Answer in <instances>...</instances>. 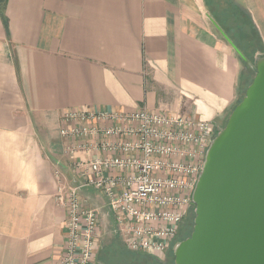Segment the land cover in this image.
<instances>
[{"label":"crops","instance_id":"0c3cea01","mask_svg":"<svg viewBox=\"0 0 264 264\" xmlns=\"http://www.w3.org/2000/svg\"><path fill=\"white\" fill-rule=\"evenodd\" d=\"M230 1L251 18L264 53V0ZM206 3L0 0V264H55L66 218L55 196L58 186L79 184L75 164L138 157L100 149L114 138L63 134L136 123H65L68 112L120 118L146 110L225 126L239 99L243 63L215 35ZM79 196L97 212L98 232L122 246L107 202L89 188Z\"/></svg>","mask_w":264,"mask_h":264},{"label":"built area","instance_id":"2783aa9c","mask_svg":"<svg viewBox=\"0 0 264 264\" xmlns=\"http://www.w3.org/2000/svg\"><path fill=\"white\" fill-rule=\"evenodd\" d=\"M118 119L136 123L132 129L120 127L106 130L70 129L64 135L114 138L100 149L115 150L122 155H138L127 159L112 158L79 161L75 175L80 182L75 187L58 186L56 201L66 211L63 244L55 264H97L99 219L97 212L80 198L82 189L95 190L108 204L122 240L129 252L148 254L158 261L179 231V226L192 207L191 193L201 170L206 149L223 128L215 123L198 122L180 115L151 113L138 110L120 118L106 113L68 112L65 123L76 121ZM131 136L135 142L129 141ZM191 158L186 164L175 158ZM111 170H128L125 177L106 175ZM166 173L169 178L157 174ZM59 172L55 177L59 178ZM180 191L182 196L175 193Z\"/></svg>","mask_w":264,"mask_h":264},{"label":"water","instance_id":"95a60500","mask_svg":"<svg viewBox=\"0 0 264 264\" xmlns=\"http://www.w3.org/2000/svg\"><path fill=\"white\" fill-rule=\"evenodd\" d=\"M223 129L209 143L191 193L190 236L172 248L174 264H264V53Z\"/></svg>","mask_w":264,"mask_h":264},{"label":"rangeland","instance_id":"374dc122","mask_svg":"<svg viewBox=\"0 0 264 264\" xmlns=\"http://www.w3.org/2000/svg\"><path fill=\"white\" fill-rule=\"evenodd\" d=\"M206 6L207 8L205 11L207 13V16L211 19L213 18L212 20L214 21L215 25H217L221 32H223L227 36L230 42L237 48L240 53H242L243 51L247 52L248 58H246L245 56L244 57L247 62L252 65L254 56L259 54L262 50V43L256 32L255 26L253 25L251 18L247 15L246 11L240 9V12L245 15V18H240L239 20L238 16L236 15V11H234L232 8V3L230 0H207ZM231 15H234L235 18L233 16L231 17ZM243 28L246 29L244 32H242ZM213 31L217 38L223 39L221 33L214 26ZM227 45L231 48V50H233L236 55L234 49L229 44ZM240 67L243 71L242 73L244 81H249L253 76L252 69L245 63L243 64V67L242 64L240 65ZM245 85L246 84L242 85V90H244ZM193 210L194 207H191L188 210L179 226L178 234L174 238L172 246L166 252L165 258L162 261H158L153 256L148 254H141L142 256L139 255V257L136 258L135 256H133V252H129L121 245L115 244L113 242V236L110 233H99V247L98 251L96 252L95 262L97 264H173V246L183 239L188 238L192 232L194 219ZM125 253L131 256H124Z\"/></svg>","mask_w":264,"mask_h":264},{"label":"trees","instance_id":"16d2710c","mask_svg":"<svg viewBox=\"0 0 264 264\" xmlns=\"http://www.w3.org/2000/svg\"><path fill=\"white\" fill-rule=\"evenodd\" d=\"M234 10V9H233ZM234 11H236V15L238 16V18H239V20H240V18H242V19H244L245 17V15H243L242 14V12H240V10H234ZM238 11V12H237ZM234 17L235 18V16L234 15H231V17ZM238 18H237V20H238ZM243 26V25H242ZM240 27H241V25H240ZM246 29H242V32H244ZM242 52V51H241ZM251 53V52H250ZM243 56H245L246 58H248V54H247V52H245V51H243L242 53H241ZM240 60L242 61V63L244 64V61L240 58ZM252 79H253V76H252V78L247 82V81H244V79H243V74L241 75V77H240V95H239V99H238V102H237V104L241 101V99L243 98L242 97V94H243V91L244 90H246L245 88H247L248 86H249V84L251 83V81H252ZM247 82V83H246ZM243 84H246L244 87V90H242V85ZM245 92V91H244ZM243 96H244V94H243ZM236 104V105H237ZM235 105V106H236ZM234 109V108H233ZM134 255L133 256H135L136 258H138L139 257V255L140 256H142L141 254H136V253H133ZM126 255H128V256H131V255H129V254H127V253H125L124 254V256H126ZM141 258V257H140ZM144 258H146V257H144ZM172 260H173V256H172ZM173 264H174V262H173Z\"/></svg>","mask_w":264,"mask_h":264},{"label":"flooded vegetation","instance_id":"af4514ba","mask_svg":"<svg viewBox=\"0 0 264 264\" xmlns=\"http://www.w3.org/2000/svg\"><path fill=\"white\" fill-rule=\"evenodd\" d=\"M192 207H193V206H192ZM183 240H184V239H183ZM183 240H182V241H183Z\"/></svg>","mask_w":264,"mask_h":264}]
</instances>
